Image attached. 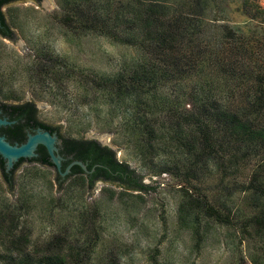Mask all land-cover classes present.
Returning a JSON list of instances; mask_svg holds the SVG:
<instances>
[{
    "label": "rangeland",
    "instance_id": "1",
    "mask_svg": "<svg viewBox=\"0 0 264 264\" xmlns=\"http://www.w3.org/2000/svg\"><path fill=\"white\" fill-rule=\"evenodd\" d=\"M49 1L52 7L34 0L2 6L15 39L0 36V100H33L39 118L58 125L62 134L109 145L118 159L141 175L148 190L125 189L103 180L87 186L77 175L57 188L52 168L28 162L15 170L11 193L0 175V209L13 210L15 231L29 239L27 251L37 255L48 240L61 236L75 245L86 264H254L250 254L258 243L243 237L237 221L227 225L206 217L198 227L191 219L179 220L182 190L177 177L166 171L155 173L157 158L140 160L126 131L125 106L114 107L99 91L96 76L112 75L133 63L140 54L136 46L67 22L66 14L74 11H69L71 0ZM115 1L76 0V5L82 11L90 9L89 16L96 9L104 15L114 13ZM166 1L178 7L179 0ZM244 1L264 8V0L208 1L197 14L205 23V35L214 34L224 21L251 22L253 29H260L264 22L241 12ZM37 57L53 64L58 73L35 72ZM169 87L164 91L173 97V82ZM217 177L206 178L212 186L207 194L217 193ZM241 195L236 191L227 199L230 206L241 203L242 213L231 210L236 218L248 210ZM7 252L16 250L0 244V264H8ZM260 262L264 264V258Z\"/></svg>",
    "mask_w": 264,
    "mask_h": 264
},
{
    "label": "trees",
    "instance_id": "2",
    "mask_svg": "<svg viewBox=\"0 0 264 264\" xmlns=\"http://www.w3.org/2000/svg\"><path fill=\"white\" fill-rule=\"evenodd\" d=\"M208 1L179 0L178 7H174L166 0H116L113 14L108 11L110 14L103 15L96 9L89 16L90 9H77L76 0H71L69 11H74L66 14V21L73 20L84 30L136 46L140 54L133 63L112 75L96 76L99 91L114 107L125 106L126 131L140 160L148 163L157 158L155 173L166 171L177 177L182 190L179 220L191 219L198 227L206 217L227 225L237 221L243 237L258 243L250 259L261 264L264 25L253 29L251 22L235 25L224 21L214 34L205 35V23L197 14L203 12ZM240 9L248 19L264 22V8L258 3L244 1ZM52 66L42 59L35 60V72L58 73ZM172 82L176 92L173 97L164 91ZM28 101L33 100L17 103ZM36 117L60 130L58 125ZM59 132L63 138L88 139ZM116 159L142 178L127 162ZM71 175L89 186L85 174ZM216 175L217 193L207 194L212 186L205 183L206 178ZM239 176L245 178L239 180ZM236 191L248 207L241 218V214L238 218L234 214L242 213L241 203L230 206L227 201ZM16 220L13 210L0 209V244L16 250L15 254L5 255L8 264L87 263L75 245L61 236L48 240L44 251L37 255L28 252L29 239L15 231Z\"/></svg>",
    "mask_w": 264,
    "mask_h": 264
},
{
    "label": "water",
    "instance_id": "3",
    "mask_svg": "<svg viewBox=\"0 0 264 264\" xmlns=\"http://www.w3.org/2000/svg\"><path fill=\"white\" fill-rule=\"evenodd\" d=\"M0 0V35L13 40L15 35L6 23ZM52 7L49 0H34ZM35 102L0 101V175L9 191H14V172L28 162L53 169L57 188H62L71 173L86 175L88 185L103 180L114 185L146 192L140 177L120 163L109 145L88 138H63L57 127L37 120Z\"/></svg>",
    "mask_w": 264,
    "mask_h": 264
},
{
    "label": "flooded vegetation",
    "instance_id": "4",
    "mask_svg": "<svg viewBox=\"0 0 264 264\" xmlns=\"http://www.w3.org/2000/svg\"><path fill=\"white\" fill-rule=\"evenodd\" d=\"M13 1H15V0H9V1H6V2H4V3H2L1 4V10H2V6H4V5H6V4H9V3H11V2H13ZM2 13H3V15H4V12H3V10H2ZM5 16V15H4ZM5 18V17H4ZM5 21H7V19L5 18ZM11 27V26H10ZM12 29V28H11ZM13 30V29H12ZM13 34H14V32H13ZM0 36H2V35H0ZM60 131V130H59Z\"/></svg>",
    "mask_w": 264,
    "mask_h": 264
}]
</instances>
